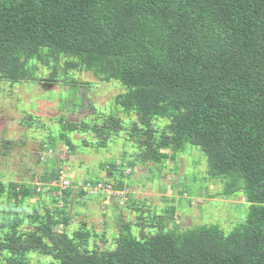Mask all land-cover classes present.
<instances>
[{
	"label": "trees",
	"instance_id": "obj_1",
	"mask_svg": "<svg viewBox=\"0 0 264 264\" xmlns=\"http://www.w3.org/2000/svg\"><path fill=\"white\" fill-rule=\"evenodd\" d=\"M32 60L51 70L45 82L53 85L63 73L65 81L83 72L101 83L118 81L119 110L97 127L95 143L82 144L98 150L114 136L125 149L119 168L113 160L100 163L104 181H73L65 170L42 174L47 192L59 191L63 204L55 216L0 222V264H31V253L51 256L49 264H264V0H0V82L26 80ZM58 121L65 153L74 151L65 136L91 126ZM55 144L48 138L41 146ZM188 144L205 154L210 177L227 179L218 197L243 193L246 212H235L229 230L168 227L162 212L131 202L137 220L121 219L112 238L102 234L103 248L83 225L65 232L80 199L121 191L129 199L137 167L149 175L168 159L177 162ZM2 147L5 156L10 146ZM62 174L64 188L57 186ZM5 189L18 206L38 191L1 182L3 220L12 215L2 209ZM175 211L172 205L163 213L173 219Z\"/></svg>",
	"mask_w": 264,
	"mask_h": 264
},
{
	"label": "rangeland",
	"instance_id": "obj_2",
	"mask_svg": "<svg viewBox=\"0 0 264 264\" xmlns=\"http://www.w3.org/2000/svg\"><path fill=\"white\" fill-rule=\"evenodd\" d=\"M37 62L32 60L28 64L29 77L26 80L17 84L0 82V183L3 182L6 186L32 184L41 195L37 191L31 199L18 206L12 199L6 198L8 189H5L2 209L12 210V215L7 220L0 219L3 224L13 220L11 217L22 214L27 217L32 214L40 217L49 213L56 215L53 208L62 206V197L59 191L47 192L48 186L39 178L42 174L47 172L51 175L55 170H65L66 176L73 181H82L84 178L104 181L106 172L100 163L104 165L113 160L117 163V168L118 154H121V149H125L122 139L114 136L110 138L108 145H101L103 147L98 150L92 145L84 147L82 144L84 140L95 143L93 136L97 127L112 112L119 110L114 101L115 96L122 92L118 81L101 83L85 72L76 73V81H65L63 73L58 77L59 83L53 85L45 82L51 70ZM87 83H92L93 89L89 90ZM60 116L67 117L78 125L91 126L82 130L81 134L71 133L65 136L74 145L71 146L73 149L75 147L74 151H64L67 144L59 138ZM128 121L125 120L126 123ZM48 138L56 141L53 150L41 146ZM5 142L10 149L6 150L7 155L4 156L2 143ZM113 147L116 151L111 154L107 150L112 151ZM176 156L177 162L168 159L165 163L152 167L149 175L147 170L137 167L136 175L131 176L133 185L129 199L124 195L127 191L113 192L115 195L107 196L109 198L106 199L102 195H86L80 199L78 209L70 211L72 226L65 232L71 235L83 225L92 233L98 234L93 241L103 248L105 237L102 234L112 238L110 233L119 230L121 219L137 220V213L127 205L131 202L138 206L148 204L162 212L168 227H178L180 224V230H185L198 225L219 224L229 230L235 212L246 210L245 199L241 195L243 193L240 191L236 197H218L217 193H224L227 179L208 175L207 158L200 148L188 144L187 149ZM131 177L126 180L128 184ZM117 204L120 210L116 208ZM172 205L176 210L173 219L163 213ZM32 225L29 223V228ZM134 229L137 230L136 225ZM64 230L63 225L56 228L58 232ZM8 231L9 228H6L3 233ZM109 244L110 241L106 246L110 247ZM28 259L31 264H49L54 261L51 256L35 253L29 254Z\"/></svg>",
	"mask_w": 264,
	"mask_h": 264
},
{
	"label": "built area",
	"instance_id": "obj_3",
	"mask_svg": "<svg viewBox=\"0 0 264 264\" xmlns=\"http://www.w3.org/2000/svg\"><path fill=\"white\" fill-rule=\"evenodd\" d=\"M60 180H61V181H60V186H61L62 188L67 187V186L69 185V182L63 179V174H62V176L60 177Z\"/></svg>",
	"mask_w": 264,
	"mask_h": 264
},
{
	"label": "clouds",
	"instance_id": "obj_4",
	"mask_svg": "<svg viewBox=\"0 0 264 264\" xmlns=\"http://www.w3.org/2000/svg\"><path fill=\"white\" fill-rule=\"evenodd\" d=\"M60 185V184H59Z\"/></svg>",
	"mask_w": 264,
	"mask_h": 264
}]
</instances>
